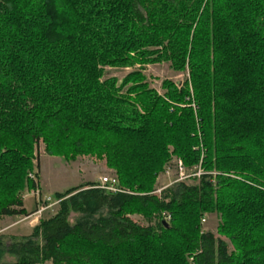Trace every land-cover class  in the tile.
<instances>
[{"label":"trees","instance_id":"1","mask_svg":"<svg viewBox=\"0 0 264 264\" xmlns=\"http://www.w3.org/2000/svg\"><path fill=\"white\" fill-rule=\"evenodd\" d=\"M162 63L186 78L159 93ZM41 144L120 192L56 193L29 236L0 235V264H264V0H0V218L31 216ZM174 158L198 184L156 194Z\"/></svg>","mask_w":264,"mask_h":264},{"label":"rangeland","instance_id":"2","mask_svg":"<svg viewBox=\"0 0 264 264\" xmlns=\"http://www.w3.org/2000/svg\"><path fill=\"white\" fill-rule=\"evenodd\" d=\"M137 69H107V78H117L122 81L127 75ZM144 74L150 87L159 93L162 92L161 86L164 81L181 83L186 78L185 74L173 71L168 63L147 66ZM36 156L40 163V167L37 169L39 172V179H37L38 189L35 191L27 190L23 194L24 206L27 212L31 213V216L27 217V219L29 218V225L33 219H49L58 212V203L53 199L56 193L64 192L86 183H98L101 185V181L104 178L117 180L113 171L108 170L105 164L92 158L81 157L75 162H66L61 158L49 156L43 144L40 145L39 153ZM179 163L181 162L174 158L171 165L165 169V172L158 176L156 194H160L164 189L180 182H186L188 185L198 184L192 178H199L200 176L197 175L199 172L201 173V170H181ZM29 177L33 179L34 174H30ZM132 219L142 226L149 225V222L141 216H132ZM218 224L219 220L215 215L206 216L202 221V230L205 233L216 234ZM17 232L29 235L31 230L26 227H20ZM9 234H13V232Z\"/></svg>","mask_w":264,"mask_h":264},{"label":"crops","instance_id":"3","mask_svg":"<svg viewBox=\"0 0 264 264\" xmlns=\"http://www.w3.org/2000/svg\"><path fill=\"white\" fill-rule=\"evenodd\" d=\"M26 209V208H25ZM27 211V210H26ZM29 219V218H28ZM28 219L24 218V217H14V218H0V235H7V236H29V235H25V234H20L18 233V228H29L32 232V229L39 223L40 219H33L32 223H28ZM13 232V234H9Z\"/></svg>","mask_w":264,"mask_h":264},{"label":"built area","instance_id":"4","mask_svg":"<svg viewBox=\"0 0 264 264\" xmlns=\"http://www.w3.org/2000/svg\"><path fill=\"white\" fill-rule=\"evenodd\" d=\"M180 164V169L183 170L184 168L182 167V163H179ZM201 173L199 172V174L197 176H200ZM101 189H104L106 191H109V192H112V193H116V192H120V190H118L117 188V180L116 179H108V178H104L102 179L101 181V186H100ZM44 210V209H42ZM41 213V212H39ZM168 221H169V217L166 218Z\"/></svg>","mask_w":264,"mask_h":264}]
</instances>
